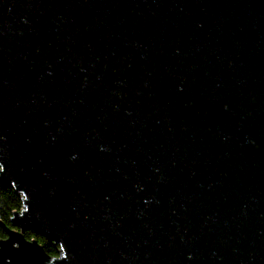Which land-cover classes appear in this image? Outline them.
<instances>
[{
  "label": "water",
  "instance_id": "water-1",
  "mask_svg": "<svg viewBox=\"0 0 264 264\" xmlns=\"http://www.w3.org/2000/svg\"><path fill=\"white\" fill-rule=\"evenodd\" d=\"M0 184V264H264V0H0Z\"/></svg>",
  "mask_w": 264,
  "mask_h": 264
},
{
  "label": "trees",
  "instance_id": "trees-1",
  "mask_svg": "<svg viewBox=\"0 0 264 264\" xmlns=\"http://www.w3.org/2000/svg\"><path fill=\"white\" fill-rule=\"evenodd\" d=\"M22 208V196L16 193L12 187L0 184V241L7 237L6 230L12 228L10 219L13 213L21 211ZM24 236L28 240L37 241L50 257L58 256V247L48 244L43 237L32 232H25Z\"/></svg>",
  "mask_w": 264,
  "mask_h": 264
}]
</instances>
